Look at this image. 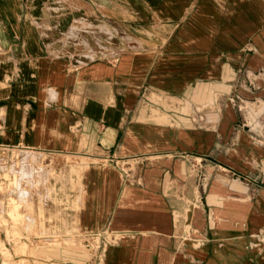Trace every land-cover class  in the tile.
Masks as SVG:
<instances>
[{"label": "crops", "instance_id": "obj_1", "mask_svg": "<svg viewBox=\"0 0 264 264\" xmlns=\"http://www.w3.org/2000/svg\"><path fill=\"white\" fill-rule=\"evenodd\" d=\"M262 235L264 0H0V264H264Z\"/></svg>", "mask_w": 264, "mask_h": 264}, {"label": "rangeland", "instance_id": "obj_2", "mask_svg": "<svg viewBox=\"0 0 264 264\" xmlns=\"http://www.w3.org/2000/svg\"><path fill=\"white\" fill-rule=\"evenodd\" d=\"M67 242L74 243L75 245L81 246L82 248L86 247V244L80 238H73L72 240L68 239Z\"/></svg>", "mask_w": 264, "mask_h": 264}, {"label": "built area", "instance_id": "obj_3", "mask_svg": "<svg viewBox=\"0 0 264 264\" xmlns=\"http://www.w3.org/2000/svg\"><path fill=\"white\" fill-rule=\"evenodd\" d=\"M261 240L264 241V235L261 236Z\"/></svg>", "mask_w": 264, "mask_h": 264}, {"label": "bare ground", "instance_id": "obj_4", "mask_svg": "<svg viewBox=\"0 0 264 264\" xmlns=\"http://www.w3.org/2000/svg\"><path fill=\"white\" fill-rule=\"evenodd\" d=\"M31 243V242H30ZM23 244V243H22ZM14 247V246H13ZM2 253V252H1ZM21 260V259H20ZM4 262V261H3ZM16 263V262H15Z\"/></svg>", "mask_w": 264, "mask_h": 264}]
</instances>
